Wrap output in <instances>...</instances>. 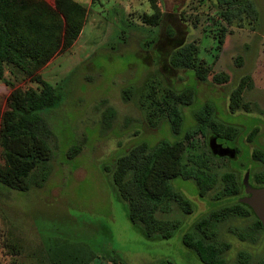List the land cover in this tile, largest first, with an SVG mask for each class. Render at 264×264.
<instances>
[{
    "label": "rangeland",
    "instance_id": "obj_1",
    "mask_svg": "<svg viewBox=\"0 0 264 264\" xmlns=\"http://www.w3.org/2000/svg\"><path fill=\"white\" fill-rule=\"evenodd\" d=\"M36 1L48 13L57 10V0ZM74 1L86 10L78 38L70 46L61 44L50 56L42 49L38 57L30 55L27 60L29 69L52 84H60L59 105L42 111L57 146L53 171L43 188L16 191L11 202L5 194L9 189L0 185L4 193H0V264H55L59 259H71L80 242L96 253L89 264H159L167 260L205 264L184 244V235L213 209L235 199H216L217 187L202 197L195 180L174 178V188L194 202V211L186 214L175 205L170 213L158 212L160 218L180 219L181 225L169 239H151L140 224L131 221L129 205L114 183L113 172L118 158L140 143H148L149 150L162 140L189 146L185 133L196 125L195 113L212 101L217 105L216 117L239 128L237 138L228 142L241 150L233 161L216 156L209 135L197 134L194 151L205 154L210 167L220 175L234 170L239 178L245 176L241 167L253 166V150L264 147V0H248L258 11L256 19L245 13L231 23L218 0ZM153 2L160 21L149 24L146 16L155 13ZM16 4L8 7L12 21L19 23L24 13L28 22L26 9ZM170 27L176 30L173 37ZM151 38L156 42L145 46ZM184 42L197 44L196 64L209 70L208 81L169 64L175 47ZM222 72L230 75L229 81L215 82L213 76ZM243 79L245 105L232 113L231 93ZM129 85L137 92L126 101L123 89ZM189 86L196 88L193 103L179 105L184 123L182 132L176 133L169 111L175 94ZM13 87L42 89L22 67L6 64L5 80L0 79L2 114L10 109ZM108 105L116 110L114 118L106 114ZM257 126L258 136L249 141L250 131ZM81 140H85L81 153L69 157L68 151ZM185 148L183 156L189 153ZM176 159V152L171 153L158 173L173 171ZM6 164L0 144V167ZM153 186H160L159 179ZM253 219L237 218L220 225L219 237L231 244L224 254L227 264L235 262L240 251L251 254L252 264L264 258V235L256 242L242 241L231 231L232 227L248 226Z\"/></svg>",
    "mask_w": 264,
    "mask_h": 264
},
{
    "label": "trees",
    "instance_id": "obj_2",
    "mask_svg": "<svg viewBox=\"0 0 264 264\" xmlns=\"http://www.w3.org/2000/svg\"><path fill=\"white\" fill-rule=\"evenodd\" d=\"M218 1L226 8L223 14L229 23L236 17H243L245 13L255 19L258 17V11L252 1ZM15 2L22 4L23 11L26 9L28 22L24 13L20 18L22 21H12L8 7L15 6ZM152 5L155 13L146 16L149 24L160 21L158 6L155 2ZM48 12L37 5L36 0H0V79L5 80V65L14 64L22 67L42 85L40 91L13 87L9 97V111L5 114L0 111V144L5 149L7 158L6 167H0V185L9 189L5 194L8 198L11 197V202L16 191L30 192L45 186L53 171L52 160L54 148L57 146L54 131L42 111L59 105L60 84H52L29 69L26 65L28 57H38L42 49L50 56L61 44L64 47L70 46L84 27L86 10L74 0H57V10L52 14ZM168 31L171 37L176 35V30L172 27ZM155 42V38L148 39L145 46H151ZM31 43L34 47H30ZM197 51L195 42L181 43L170 55L169 64L174 69L193 72L198 80L208 81L209 70L196 64ZM229 78L230 75L223 72L213 76V80L220 84L228 82ZM245 84L246 79H243L239 87L231 93L229 109L232 113L244 108ZM136 92L133 85L126 86L123 89V97L126 101L131 100ZM195 92L196 88L189 86L175 94L176 101L169 111V119L176 133L182 132L184 123L179 105L192 104ZM106 110L109 118L116 116V110L111 105H108ZM216 111L217 105L208 101L195 113L196 125L185 133V138L189 141L186 148L182 141L162 140L149 150L148 143L143 142L120 156L113 172L114 183L121 197L129 205L131 221L140 224L145 236L151 239H169L181 225L180 219L160 218L157 216L158 212L170 213L175 205L186 214L194 211V202L174 188V178L195 180L202 197L217 187L219 189L216 199L226 196L234 198V202L213 209L202 217L194 224L193 229L184 235V244L205 264H227L224 254L231 248V244L219 237V228L223 223L237 218L254 217L248 226L232 227L231 231L242 241L256 242L260 235H264L262 221L252 206L245 201L249 190L244 185V177L239 178L234 170L218 174L210 167L205 154L194 151V138L197 134L209 135V139L217 136L227 142L239 135V128L219 120ZM258 131V126L250 131L249 141L256 139ZM84 145L85 140H81L71 147L68 151L69 157L79 155ZM183 148L189 152L187 156H183L184 153L182 155ZM236 149L239 154L241 149ZM173 152H176L177 158L173 171L160 175V165L166 163L168 156ZM252 158L253 166L241 168L245 169V172L250 169V183L253 186L264 187V147H255ZM229 159L233 161L235 158ZM158 179L160 186L155 188L153 182ZM0 193L4 194L2 191ZM74 252L71 259H59L55 264H89L96 257L93 248L85 242L77 243ZM251 262V254L240 251L237 260L230 264H252ZM159 264L173 263L167 260ZM256 264H264V258Z\"/></svg>",
    "mask_w": 264,
    "mask_h": 264
},
{
    "label": "water",
    "instance_id": "obj_3",
    "mask_svg": "<svg viewBox=\"0 0 264 264\" xmlns=\"http://www.w3.org/2000/svg\"><path fill=\"white\" fill-rule=\"evenodd\" d=\"M210 147L213 154L219 157L234 159L238 155L236 148L231 147L226 140H222L217 136L210 137ZM243 182L251 193L249 197L245 198V201L252 206L264 226V187H256L250 183V169L246 171Z\"/></svg>",
    "mask_w": 264,
    "mask_h": 264
},
{
    "label": "flooded vegetation",
    "instance_id": "obj_4",
    "mask_svg": "<svg viewBox=\"0 0 264 264\" xmlns=\"http://www.w3.org/2000/svg\"><path fill=\"white\" fill-rule=\"evenodd\" d=\"M228 144H229V142H228ZM230 145V144H229ZM231 147H232V145H230ZM234 148V147H233ZM251 195V193H247V197H249Z\"/></svg>",
    "mask_w": 264,
    "mask_h": 264
}]
</instances>
